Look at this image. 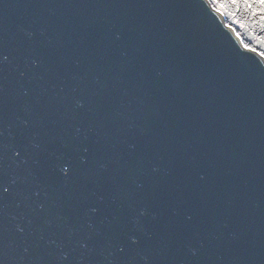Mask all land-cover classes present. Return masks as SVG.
Wrapping results in <instances>:
<instances>
[{"label": "water", "instance_id": "obj_1", "mask_svg": "<svg viewBox=\"0 0 264 264\" xmlns=\"http://www.w3.org/2000/svg\"><path fill=\"white\" fill-rule=\"evenodd\" d=\"M0 264H264V57L209 0H0Z\"/></svg>", "mask_w": 264, "mask_h": 264}, {"label": "trees", "instance_id": "obj_2", "mask_svg": "<svg viewBox=\"0 0 264 264\" xmlns=\"http://www.w3.org/2000/svg\"><path fill=\"white\" fill-rule=\"evenodd\" d=\"M214 7V3L230 4L231 0H209ZM255 7L253 9H247L243 6V0H241L240 7H232L230 9L231 15L221 11L226 23L232 27L244 45L247 48L258 51L260 54L264 52V45L259 41L264 38V13L259 11V0H250ZM264 57V56H263Z\"/></svg>", "mask_w": 264, "mask_h": 264}, {"label": "snow or ice", "instance_id": "obj_3", "mask_svg": "<svg viewBox=\"0 0 264 264\" xmlns=\"http://www.w3.org/2000/svg\"><path fill=\"white\" fill-rule=\"evenodd\" d=\"M240 3H241V0H231V3L230 4H225V3H214V7H215V10L217 12H226L227 14L231 15V11L230 9L232 7H236V8H239L240 7ZM243 6L247 9H253L255 7L254 3L253 2H250V0H243ZM258 7H259V11L261 13H264V0H259V4H258ZM262 19H264V17H262ZM262 45H264V38H261L260 41H259ZM245 47L247 48L248 46L245 45ZM262 56H264V52L261 53Z\"/></svg>", "mask_w": 264, "mask_h": 264}]
</instances>
